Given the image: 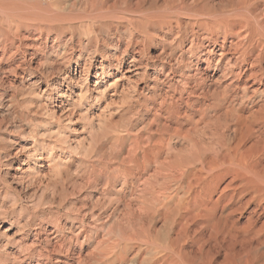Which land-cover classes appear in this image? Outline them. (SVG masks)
<instances>
[{
    "label": "bare ground",
    "instance_id": "6f19581e",
    "mask_svg": "<svg viewBox=\"0 0 264 264\" xmlns=\"http://www.w3.org/2000/svg\"><path fill=\"white\" fill-rule=\"evenodd\" d=\"M43 1L0 0V102L17 109L9 90L31 76L60 97L51 117L89 123L50 143L3 137L0 165L15 156L4 165L30 194L75 172L69 262L264 264V0ZM120 112L135 116L108 120Z\"/></svg>",
    "mask_w": 264,
    "mask_h": 264
},
{
    "label": "rangeland",
    "instance_id": "374dc122",
    "mask_svg": "<svg viewBox=\"0 0 264 264\" xmlns=\"http://www.w3.org/2000/svg\"><path fill=\"white\" fill-rule=\"evenodd\" d=\"M43 2L52 3L53 1L45 0ZM64 2H66V3H64ZM63 4H64L63 9L68 8L67 0H64ZM159 48H160V46H159ZM126 58H127V60L130 59L129 56H126ZM67 66L68 67H74L75 63L73 62V60H70V62H68V64H67ZM53 70L52 71H53L54 75H56V77L61 75V73L58 74L59 71L56 72L58 70V68H55ZM35 73H36V75H38L41 72L36 71ZM51 74H52V72H51ZM112 78H113V76H112ZM32 79H33V77L29 76L25 79L24 83L26 85L24 87H22L23 85L21 84L19 86H16L17 88L15 87L14 89L9 90V92L10 93L12 92L13 94H14L13 91L15 90L16 94H14V96H16V97L19 96L18 99L16 98V101H15L16 103L14 104V105H17V106H15V108L18 107L17 109H14V108L10 109V110L6 109L7 108L6 104L9 103V100H7V98H9L8 96H7V98L3 99V101L0 102L1 103L0 104L1 105L0 106V141H1L0 144L2 143L1 138H3V137H5L7 139L10 137H11L10 139H12V137H13V139L17 138V139L21 140L23 143L24 142L27 143L26 142L27 140H23V139H25L27 137L26 139L31 141V138H29V137H32L34 135H35L34 136L35 139L37 138V140H39V141L41 140L40 142H44V143H50V142L55 141L56 139H58V137L61 134L65 135V136L67 134L69 136L70 134L72 135V133L76 132L75 133L76 135H80V137H82L81 134H85L86 128H85V130H83V129L85 126L88 125L89 121L84 120L82 117L78 118V114L75 113V115L72 116L73 118L77 117L74 119V121L72 120V122H68L66 120L65 122L63 121L64 124L66 123V125L62 124V122L60 124L56 117L54 118V117H51V115H49L51 113L50 111L53 108L57 107V105L59 104L60 97L58 96L57 91L51 89L50 87L47 88L45 80H42L38 83L39 86H35L36 88L35 87L32 88V89H36V91L33 92L31 88H27V87H29V85H31L30 83H31ZM94 83H95V78H93L92 76L89 77V84H90L91 88L94 87L93 86ZM102 83L99 84V86L102 85L101 89L104 88L103 85L105 84V82L103 84ZM18 88H22V90L21 89L19 90ZM64 88H65V86H64ZM28 89H30V91H28ZM17 90H19V91H17ZM43 90H45V91H43ZM22 91L25 94L21 96L20 93H23ZM31 91L33 92V95L31 93ZM10 93H9V95H10ZM68 93H70V92H68ZM30 94H31V96H30ZM73 96L75 98H77L76 97L77 95L75 96L73 94ZM64 99H68V98H64ZM27 101L29 103L26 107ZM31 102H33L32 103V105L34 104L33 106L30 104ZM39 102L40 103L45 102V103L40 105ZM36 103L39 105H37ZM84 103H85L84 104L85 106H82L79 109H83V108L86 109L85 107L88 106V103H86V102H84ZM94 104H96V105H94L96 107V108H94L95 109L94 111H98V107H97L98 103H94ZM3 105H4V107H2ZM29 107H31V108L29 109ZM32 108L34 111L32 110ZM116 108L117 107L113 108V112L115 111ZM117 110H118V108L116 109V111ZM133 114L130 115L129 113H125V115H124V113H122V112L116 113V114L114 113L111 117H108V120H110L113 124H116L118 126H122V125H125L129 120H131V118L132 119L134 118L135 115H133ZM63 119L65 120L66 117L63 116L61 118V120H63ZM97 123H95L96 125H95V129H94V133L96 132V133L104 135L107 132H109L105 125H103L102 123L101 124L100 123L97 124ZM21 124L23 127L26 128V129L23 128L25 130H23V129L18 130L17 129L18 126ZM50 129H51V131H50ZM55 130H56V132H55ZM25 131H27L26 132L27 136L26 135L23 136L21 134L23 132L25 133ZM31 134H33V135H31ZM20 137L22 139H20ZM34 137H32V138H34ZM89 141H90V139L88 138V141L85 143H90ZM19 147H20L19 144L14 145L13 152L16 151ZM97 147H98V143H97ZM9 158H10L9 160H8V158H6V159L3 158L5 161H3V164L0 165V264H34V263L36 264L38 262V260L41 261V259H42V261L39 264H43L44 262H46L47 259L45 257L42 258L40 255V253H41L40 251H43L44 248H42L38 244V241H39V239H37L38 237H40L43 241L42 246H46L48 243L45 244V240L46 241L49 240L50 244L47 245L46 247H48L49 250L53 249V251H56L59 253L57 255L53 254V256L55 255L54 256L55 259H53L52 261L48 260L47 261L48 263L46 262L47 264H71L69 262L71 260V258H70V260H68L67 257L64 256V254L68 253L66 251L67 248H68V251L70 249V245L68 243L69 238L67 235H70L71 231H72V225H71L72 212L76 211L74 208H77L81 205V203L84 200L83 196L85 195V192H84L85 190H83L84 188L82 186H78L79 183L76 185L78 187H75V185H74L75 179L74 180H72V179H73V177L75 178V172L70 171V173L72 172L74 176L72 175V173L71 174H69L68 172L64 173L65 175H63V176H65L67 178H64V177H63V179H62V177L60 179L58 178V180L61 181V183L58 180H55V182L53 183V185H55V186H52V184H51L50 190L45 191V193L48 195H46L44 192L41 191V188L43 187V185L40 186L41 185L40 182H39V186H38V187H40V189H38V190L41 192L40 193L37 192L36 194H30L21 186L20 183H18L16 181V179H13L12 174L14 173L15 169H13L14 167L13 168L7 167L6 165H8L7 162L14 161V159L16 157L11 156ZM4 164H6V165H4ZM14 166H16V165H14ZM78 170L82 171V167ZM69 175H70V178L72 177L71 180L69 178ZM69 180H70V182L68 183ZM78 181L80 182V180H78ZM71 183H73V185ZM36 184H38V181ZM36 184H35V187L37 186ZM42 194L44 196L46 195L47 197L42 196ZM35 195H36V199L34 197ZM48 196H49V198H48ZM51 198H54V199H51ZM55 199H57V200H55ZM40 200H42V201H40ZM48 200H50V201H48ZM57 201H58V204H57ZM41 202H43V203H41ZM49 202H51V203H49ZM41 204H43V205H41ZM39 205H41V206H39ZM51 206H52V208H51ZM44 209H47V210L45 211ZM69 211L71 212L70 213L71 215L69 214ZM67 212H68V214H67ZM56 221H58V222H56ZM122 223H123V221H122ZM56 224H58V225H56ZM62 225H63V228H62ZM64 227H66V228H64ZM57 228L60 229V231H59L60 233L57 231ZM161 228H162V223H159L157 225V229H161ZM5 229L8 231L4 232ZM35 231L36 232L39 231L40 235H38V237H36L37 235H36ZM50 231H52V232L50 233ZM103 233L104 232H102V231L99 232V235H98L99 239L101 238ZM54 235H56L58 237L52 238V237H54ZM44 238H46V239H44ZM47 238H48V240H47ZM64 239L67 241H64ZM90 239L91 238L89 237V239L87 238L82 242L83 244L82 243L77 244L75 246L76 250H79L80 248L85 250V252L94 250V246L96 245V240H98V239H96L94 237L92 240H90ZM56 240H57V244L55 243ZM58 243H62V244H58ZM59 245H61V248ZM40 247H41V249H40ZM56 247H58V248H56ZM62 247H64V249ZM62 249H63V251H62ZM43 252H45V251H43ZM51 253H53V252L51 251ZM34 255H36V256H34ZM38 256H39V258H37ZM56 257L57 258L59 257L58 259L61 258L60 259L61 261H58L56 263L55 262ZM65 259L68 260V262L66 261L67 263L64 262ZM46 263H44V264H46Z\"/></svg>",
    "mask_w": 264,
    "mask_h": 264
}]
</instances>
